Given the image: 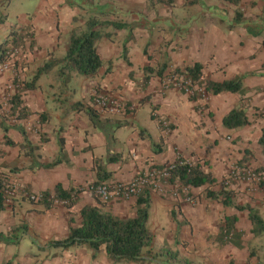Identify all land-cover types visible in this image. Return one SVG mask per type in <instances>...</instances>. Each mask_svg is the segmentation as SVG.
Masks as SVG:
<instances>
[{
  "label": "crops",
  "instance_id": "0c3cea01",
  "mask_svg": "<svg viewBox=\"0 0 264 264\" xmlns=\"http://www.w3.org/2000/svg\"><path fill=\"white\" fill-rule=\"evenodd\" d=\"M185 1L176 0L175 3L184 5ZM222 2L224 4L218 6L220 10L217 12L224 17L221 8L228 3ZM251 3H255L254 8L250 14H245L246 24L240 26L233 24L232 14L228 15V25H225L213 17L214 13L199 5L183 7L180 22L162 15L157 22L147 21L142 15L148 0L101 3L107 7V12L122 16L120 22L133 26L130 51L139 50L140 45L137 46L136 42H149L148 55L141 51L132 59L134 65H128L120 56V69L112 67L108 72V68L103 67L95 79L91 78L88 94L84 92L81 96L69 88L50 87L47 91L40 84L43 74L36 90L22 94L23 104L32 115L18 121L9 116L12 110L10 98L18 90L9 86L15 78L21 82L31 80L45 65L49 53L56 52L62 43L57 31L62 28L61 21L47 19L52 15L41 11L33 15L34 22L30 25L35 32L36 47L23 58V67L16 70L12 63L9 69L0 70V116L8 117V133L2 128L0 117V179L11 181L34 194L50 192L52 197L58 185L66 191L74 189L79 191L78 202L73 209L62 203L48 208L44 203L31 202L17 192L14 202L6 204L0 215V236L10 239L8 243L0 240V264H114L104 250L94 257L86 247L64 250L47 248L46 245L68 236L71 218L75 220L74 226L81 225V212L87 206L99 207L122 219L136 216L137 198L102 204L89 191V187L98 181L96 160H101L112 174L110 182H130L150 167L176 162L179 158L199 164L204 172L211 173L216 180L212 191H231L234 206H225L222 197L220 201L208 198V185L192 187L195 203L150 192L149 221L152 213L157 214L161 209L164 222L159 220L158 226L150 229L154 243L144 250V255L152 254L156 259L144 264H172L170 256L179 258L174 264H184L183 259L188 260L184 261L186 264H230L231 261L246 264L252 251L257 255L251 263H263L255 248L250 247L255 235L249 211L238 210L236 206L256 208L264 205V187L229 179L234 166L264 168V149L260 144L264 131V34L253 37L248 31L252 26L264 28L260 22L264 20V0H242L241 6ZM79 6L75 0H54L46 10L54 14L56 9H64L60 14L67 13L68 19L64 21L70 24L81 13ZM129 15L131 20L123 19ZM207 17L215 19L216 23L210 22L208 27L197 24V20H208ZM45 19V25L52 24L55 29L47 28L41 35L37 24ZM158 23L167 25L164 26L166 30L159 28L162 26L155 27ZM15 26L7 29V33L3 32L1 40H5ZM228 26H234V29L230 30ZM115 33L120 40L129 36L127 30ZM108 40L99 43L102 51L108 52L107 61L116 55L115 51H109L114 46L108 44ZM62 46L65 47L66 42ZM196 63L203 66L207 80L223 83L243 78V87L249 92L245 95L223 92L191 100L190 95L182 93L180 88L169 86L168 74L176 68L183 70ZM163 64L168 65L165 79L154 77L144 87V69ZM96 87L124 100L130 108L128 113L110 116L96 108L92 100ZM142 100L143 104H140ZM78 103L83 107L77 109ZM241 105L249 124L227 128L224 119ZM148 106L150 110H146ZM85 108L96 111L93 119ZM159 120L168 122L170 129L164 130ZM23 132L38 148L36 151L30 153L21 149L20 145L25 142ZM6 135L18 146L5 145ZM56 161L59 164L54 167H43ZM234 216L237 218L236 230L244 233L240 248L233 243L217 241L226 219ZM153 249H161V252L153 254ZM167 250L172 255L167 254Z\"/></svg>",
  "mask_w": 264,
  "mask_h": 264
},
{
  "label": "trees",
  "instance_id": "16d2710c",
  "mask_svg": "<svg viewBox=\"0 0 264 264\" xmlns=\"http://www.w3.org/2000/svg\"><path fill=\"white\" fill-rule=\"evenodd\" d=\"M80 4L79 8L81 13L74 17V24L83 22L82 25L76 26L69 35L66 41V56L63 59L64 62L71 65L73 71H77L79 74L86 77H96L102 68L104 63L98 52V45L104 39H112L116 31L127 30L129 32L128 38L125 42H131L134 39V28L124 22L113 21L109 19L112 14L107 12V7L102 6V1L107 3L113 0H75ZM150 3L158 2L168 5H173L176 0H148ZM230 5L235 7L233 24L236 26L246 24V18L244 10L241 6L242 0H225ZM201 5L206 10L211 11L209 7L205 4L203 0H186L185 6ZM255 5V3H252ZM219 10L216 8V11ZM90 12L93 16L92 18H84V14ZM7 18L0 12V24H3ZM104 18L105 20H102ZM261 25H264V20L262 19ZM234 26H231V28ZM108 28L111 32H108ZM251 36L259 37L264 34V28L260 29V25L252 26L248 28ZM264 45V43H263ZM36 47L35 32L32 25L26 27H13L6 39L0 43V67L10 60H14L13 66L18 70L19 66L23 65V58ZM125 52L127 47L124 46ZM147 55V50L145 51ZM126 57V56H125ZM149 57V56H148ZM62 61L55 57L54 53H49L48 60L45 65L39 69L37 74L29 81H19L15 78L13 85L18 90V93L10 98L9 103L12 105V110L9 116L16 117V119L23 120L27 119L32 115L29 108L24 106L22 101V94L27 91H33L38 88V81L44 73H48L55 66H58ZM128 64H130L128 62ZM168 70V65H158L156 67L147 66L145 71V76L142 80L143 86L147 87L149 82L154 77H159L165 79V73ZM108 72H111L108 71ZM64 73V71H62ZM178 76H185L188 79L189 86H184L181 88L182 93L187 94L190 91V99L198 100L203 97V95L195 89V87H204L207 94L218 95L223 92L239 93L241 95L247 94L249 91L243 87V78H237L230 81H225L223 83H215L207 80L203 73V66L196 63L192 66L186 68L174 69L168 76L167 79H176ZM169 86L173 87L172 84ZM99 89V87H97ZM93 100V99H92ZM143 104V100L140 101ZM94 105V104H93ZM82 106L80 103L76 105V108ZM2 106H0L1 108ZM83 107V106H82ZM85 111L91 116L95 117L96 111L92 108H85ZM155 111H153L154 114ZM264 114V110H263ZM1 125L6 133H8L7 119L5 115L1 114ZM154 118L158 119L157 116ZM160 123V120H159ZM249 124V120L246 116L245 108L243 105L234 109L225 119L224 125L227 128H238ZM162 126V125H161ZM171 126L168 125L170 129ZM25 137L24 144L20 145L21 149L29 150L30 153L36 151L38 148L34 147L29 141L25 132H23ZM44 140L42 139V142ZM5 145L11 147H16L14 141H12L7 135L5 137ZM260 144L264 149V131ZM63 148V146H62ZM182 159L179 158L176 162H180ZM113 161V159H112ZM59 164V161L54 162L51 166H43L45 168L54 167ZM169 164V163H168ZM167 165V164H165ZM162 166H153L150 168H161ZM148 168V169H150ZM96 169L98 181L94 185H100L104 182H109L111 180L112 174L107 171L106 167L103 165L101 160H96ZM147 169V170H148ZM264 168H258L257 170H262ZM173 181H181L186 186H191L194 188H201L206 185V195L212 200L220 201L222 197V202L225 206H234L231 201V191L223 190L221 192L212 191L211 187L215 184L211 173H206L201 168L199 164H194L192 167L188 165H177L176 169L172 174ZM4 179H0V215L6 209V203L4 200ZM261 187H264L262 185ZM76 190H64L62 186L58 185L55 189V198L57 200L65 202V206L68 209H73L77 204V193ZM44 197L43 203L50 208L54 205V200L50 201V192H44L41 194ZM102 203V202H100ZM105 204V203H102ZM151 207L150 193L147 191L137 197L136 203V216L128 219H122L116 217L112 213L104 212L99 207L87 206L82 212V223L79 226H74V218L70 219L69 234L63 240H53L47 243V248H61L64 250L75 248V247H86L90 249L93 256L96 257L99 252L104 250L107 257L114 264L126 262V263H137L144 264L155 261V257L150 254V256L144 255V250L150 248L154 243V235L148 227L149 221V210ZM238 210H248L249 219L252 223L253 230L252 233L255 236H261L264 233V219L259 215L255 208L250 206H236ZM237 218L229 217L226 219L225 226L221 228L220 234L217 241L221 244L233 243L237 247H242L241 238L244 235L243 232H238L236 230L235 224ZM23 227V225H22ZM19 230V229H18ZM23 229L20 228V231ZM24 234V233H23ZM2 239V240H1ZM2 242H9L10 239H6L4 236H0ZM9 240V241H8ZM171 254V251L166 252ZM257 253L252 251L250 253L249 260L246 264H252L251 259L256 257ZM264 264V261H262ZM230 264H235L231 261Z\"/></svg>",
  "mask_w": 264,
  "mask_h": 264
},
{
  "label": "rangeland",
  "instance_id": "374dc122",
  "mask_svg": "<svg viewBox=\"0 0 264 264\" xmlns=\"http://www.w3.org/2000/svg\"><path fill=\"white\" fill-rule=\"evenodd\" d=\"M54 0H0V12L4 15H7V18H5V21L3 24H0V42H2V40H4V38L1 40L2 36L4 35L3 32L7 33V29H10V27L18 25L19 27H26L28 25H30L32 22H34V18L33 15H35L38 11H41L43 13H46L48 15H52V16H47V19H55L56 22L61 21V26L62 28H59L58 31V38L60 40V42L65 43L70 35V32L76 27V26H80L82 25L83 22H79L74 24L73 20L70 24H67V22H65L64 20L68 19V15L66 14H60L64 11V9L61 10V8L56 9V12L53 14L51 12H48L46 10V7L51 4ZM205 2V4L207 5V7H209L211 9V12L214 13L213 17L214 18H219V21L225 25H228V21L226 19H228V15L232 14L234 17V11H235V7L233 5H230L228 3V5L225 6V8H221L223 10V12L225 13L226 18H224L223 16H219L218 12L216 11V8H218L220 10V5L224 4L222 1L223 0H203ZM104 1H102L103 3ZM186 2V1H185ZM42 6V8H41ZM201 6V5H199ZM219 6V7H218ZM183 7H187L182 4H173L168 5V4H164V3H158V2H153L150 3L148 1V5L146 6V8L144 9V14H142L143 16L146 17L147 21H155L157 20V22H160L159 20L162 18L160 17V15L162 16H166L169 19H172L174 22L181 21V10ZM202 7V6H201ZM204 10H206L204 7H202ZM244 10V13L246 14H250V12L252 11V9L254 8V5H252V3L248 6H243L242 7ZM69 10V9H67ZM208 12V10H207ZM84 18H92V14L90 12H86L84 14ZM191 16V14H190ZM127 17V18H124ZM123 19L126 20H131L132 16H124ZM120 18H122V16L120 15H115V14H111L109 16L110 20L113 21H118L120 22ZM208 20H197V24L199 26H203V25H207L206 27H208V25H210L211 23H216L215 19H210V17H207ZM102 20H105L104 18H102ZM46 19L45 20H41L39 21V23L37 24V27L39 28V32L45 31V29L50 28L51 30H54L55 28L53 27L52 24L49 25H45L46 24ZM161 24V25H160ZM155 27L158 26H162L159 27L163 30H166V28L164 26V23H158L155 24ZM16 27V26H15ZM228 29H234L231 28V26H228ZM108 32H111V29L108 28L107 29ZM9 31V30H8ZM152 33H154L152 31ZM231 33V32H230ZM155 34V33H154ZM117 33H115V35L113 36V40L109 39L108 44L114 46L111 50L112 52H116V55H112V57L110 58L109 61L106 60V54L108 52H106V50L102 51V46L99 45V54L102 58V61L104 63V67L108 68L107 70L110 71L112 70L111 68H119L120 69V56L122 57V59L128 64L132 63L133 65L135 64V62L132 60L135 57H138V54L144 50V54L145 51L148 50L147 49V45L149 44V42H136L137 46L140 45V48L138 51H130L129 45L132 44L133 42H125V38L126 36L123 37V39L120 40L119 38H116ZM154 37V36H153ZM41 42H43V40H41ZM62 43L60 44V47L56 50V52H54V55L56 58L60 59L62 62L58 65L55 66L52 70H50L48 73H44L43 77H41V85L44 86V88L48 91L50 90V87H55L56 89H62V88H69V89H74L75 90V94L81 96L84 94V92L86 94H88L89 88H90V84L92 82V79H95L94 77H86L83 76L81 74H79L77 71H73L71 68L70 64H67L66 62L63 61V59L66 56V49L65 47L62 46ZM124 46L127 47V51L125 52L124 50ZM146 46V47H145ZM145 47V48H144ZM101 48V50H100ZM110 52V56L111 53ZM53 53V52H51ZM148 51H147V55H148ZM145 54V56H147ZM126 56V57H125ZM129 65V64H128ZM44 66V65H43ZM62 71H64V73H62ZM49 74V75H48ZM92 78V79H91ZM97 89V87H96ZM59 97H64V96H60ZM75 97V96H74ZM83 103V102H82ZM146 110H150V106L146 107ZM86 112V111H85ZM88 114V113H87ZM85 115V114H84ZM86 116V115H85ZM253 169V168H252ZM257 170V169H255ZM259 170V171H263ZM181 182V181H180ZM248 183V182H247ZM257 186V185H256ZM261 187V186H259ZM55 196V194H54ZM259 215L263 217L264 219V205H259L255 208ZM152 220L149 221L148 223V227L149 229H154L155 226H158V222L159 220L164 222V213H162V210L159 209L158 213L155 214L154 212L152 213ZM252 248H255L254 250H256L258 252L259 255V259L262 261L264 260V233L261 236H255L254 241L251 243ZM92 252V251H91ZM153 254H158L161 252L160 250H156L153 249ZM147 253V251H146ZM173 253H175L173 251ZM182 257V254L180 255ZM170 262H172V264H174L176 261H179V258H174L173 256L169 257ZM191 258V257H189ZM182 259V258H181ZM192 259V258H191ZM162 260V259H160ZM184 264H186L184 261H188V260H182ZM194 263V262H193ZM192 263V264H193ZM194 264H197L196 262Z\"/></svg>",
  "mask_w": 264,
  "mask_h": 264
},
{
  "label": "built area",
  "instance_id": "2783aa9c",
  "mask_svg": "<svg viewBox=\"0 0 264 264\" xmlns=\"http://www.w3.org/2000/svg\"><path fill=\"white\" fill-rule=\"evenodd\" d=\"M14 63V60L6 62L0 67V70L9 69L10 65ZM170 84L174 87L182 88L189 86L188 79L185 76H178L176 79L171 80ZM184 85V86H183ZM9 86V88L13 87ZM202 95V98H206L207 94L204 87H195ZM190 91L188 90L189 94ZM93 104L96 108L110 116L126 115L129 111L128 104L117 97H114L102 89H95L93 92ZM160 124L164 130L168 128V122L160 120ZM177 165L193 166L194 163L187 160H181L180 162H172L161 168H150L130 182H116L109 181L100 185H92L89 187V191L100 202L109 204L111 202H124L133 198H137L145 192H158L165 198L181 199L187 203H195V199L192 196L191 186H186L179 180L173 181L172 174ZM234 178L243 182H248L257 186L264 185V170L259 171L250 167L234 166L229 174V179ZM4 200L6 204L13 203L17 192L24 195L28 200L35 203H43L44 197L41 194H34L28 192L19 185L4 179ZM49 200H54V204L62 203L63 201L57 200L55 197L50 196Z\"/></svg>",
  "mask_w": 264,
  "mask_h": 264
}]
</instances>
